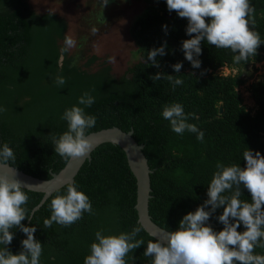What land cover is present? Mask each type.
Here are the masks:
<instances>
[{"label":"trees","instance_id":"obj_1","mask_svg":"<svg viewBox=\"0 0 264 264\" xmlns=\"http://www.w3.org/2000/svg\"><path fill=\"white\" fill-rule=\"evenodd\" d=\"M146 1L150 10L131 27L141 60L118 77L110 65L98 72L89 70L98 56H91L84 65L74 54L62 51L59 40L65 37L68 24L57 13H39L28 0H0V107L7 109L0 112V148L7 143L13 149L16 160L10 164L37 177L51 178L52 172L67 163L54 152L51 136L67 131V122L61 118L64 111L73 105L84 107L78 98L89 92L95 101L84 111L96 117V125L88 134L112 126L134 131L136 140L145 145L152 169L150 214L157 224L174 231L185 214L207 199L218 163L245 167L243 152L248 149L264 155V78L249 86L257 105L254 113L238 90L246 81L244 69L251 62L264 60V0H249L255 8L254 30L262 41L258 54L236 63L233 57L238 53L204 41L198 57L200 68H193L182 51V41L190 38L187 19L169 12L166 0ZM158 1L161 10L155 9ZM165 41L166 54L156 58L160 67L146 63L148 51ZM177 62H182L179 73L172 68ZM224 68H237L238 73L224 75L220 72ZM157 72L183 83L173 88L166 78L154 82L150 77ZM57 76H63L66 84L58 86ZM173 103L181 104L188 122L203 131V141L187 130L183 134L171 130L162 110ZM74 184L89 197L94 214L85 212L70 226H43L51 215V200L65 194L67 185L42 204L43 192L24 189L29 200L22 207L31 218L22 224L36 227L34 236L42 243L40 264H84L97 230L102 229L105 235L119 234L141 224L136 208L137 178L120 145H99ZM241 192L240 199L250 202L248 190L241 186ZM222 211L223 207L216 209L208 220L215 231L223 228L216 218ZM237 230L245 229L241 224ZM10 231L14 238L8 248L17 254L26 234L19 228ZM136 238L145 243L125 257L127 264H151L152 258L143 252L147 242L156 238L145 228ZM254 254L264 255V248L257 246Z\"/></svg>","mask_w":264,"mask_h":264},{"label":"clouds","instance_id":"obj_2","mask_svg":"<svg viewBox=\"0 0 264 264\" xmlns=\"http://www.w3.org/2000/svg\"><path fill=\"white\" fill-rule=\"evenodd\" d=\"M101 3L104 8L109 0H101ZM166 5L169 12L175 11L180 18L187 19L186 33L190 38L182 41V51L193 68L201 66L198 57L204 41L215 48L238 53L233 57L236 63L247 62L258 54L262 41L254 30L255 8L249 0H166ZM101 19L104 20L103 11ZM164 29L167 32L166 25ZM64 45L62 51L67 52L75 46V41L66 38ZM166 47L165 41L148 51L146 63L150 61L159 68L156 58L166 54ZM172 68L179 73L182 62L173 64ZM150 78L154 82L166 78L173 88L183 83L173 75L164 77L163 72ZM55 83L63 86L66 79L57 76ZM94 101L89 92L78 98V104L84 107H90ZM84 107L73 105L66 109L61 118L67 122V131L58 137L51 136L54 152L65 161L84 158L93 150L94 144L87 130L96 125V117L86 114ZM6 110L0 107V112ZM162 116L170 122L174 133L183 134L187 130L203 141V131L188 122L189 117L181 104L165 106ZM243 158L245 167L236 164L226 167L218 163L203 204L185 214L177 229L167 233L166 241L156 238L147 242L143 254L152 258L151 264H264V255L254 254L257 246L264 248L261 242L264 240V155L248 149L243 152ZM15 160L13 149L5 143L0 148V164L8 165L9 161ZM241 186L251 194L250 202L240 199ZM24 189L30 191L31 184L10 176L7 170L0 172V264H40L42 243L34 236L36 227L22 224L24 219L31 218L22 207L29 200ZM220 207L223 211L216 218L223 228L215 231L206 221ZM50 209V218L43 221L44 228H50L53 223L70 226L80 220L83 213L94 214L89 197L73 183L67 184L65 194H57L51 200ZM241 224L244 231L237 230ZM13 228L26 234L21 241L22 250L17 254L8 248L14 238L10 231ZM143 228L138 224L130 232L109 235L102 229L97 230L84 264H127L125 257L145 243L136 238Z\"/></svg>","mask_w":264,"mask_h":264},{"label":"rangeland","instance_id":"obj_3","mask_svg":"<svg viewBox=\"0 0 264 264\" xmlns=\"http://www.w3.org/2000/svg\"><path fill=\"white\" fill-rule=\"evenodd\" d=\"M28 2L39 13L55 12L66 20L68 28L59 44L63 49L65 39H73L75 46L70 48L68 53L74 54L80 64L85 65L91 56H98L96 62L89 66L90 71L98 72L110 65L111 72L119 77L141 60L137 52L138 47L131 36V27L139 17L150 10V4L146 0H109L104 8L101 0H28ZM154 5L155 9L161 10V2H155ZM102 11L104 20L101 19ZM220 72L224 75L237 74L238 69L224 68ZM242 76L246 81L238 90L247 108L254 113L257 105L249 86L253 81L264 78V60L251 62L250 66L244 69Z\"/></svg>","mask_w":264,"mask_h":264},{"label":"water","instance_id":"obj_4","mask_svg":"<svg viewBox=\"0 0 264 264\" xmlns=\"http://www.w3.org/2000/svg\"><path fill=\"white\" fill-rule=\"evenodd\" d=\"M223 107H220V112H223ZM94 147L93 150L84 158H73L68 160L64 167L58 172H52V177L45 179L40 178L30 173H27L20 168L8 164H0V172L7 170L10 176H17L22 182L31 184V190L43 192L41 204L46 201L55 191L59 190L68 183H75L76 175L86 162L91 159L92 152L101 144L112 142L120 145L126 152L129 165L137 178V203L138 221L144 226L145 230L155 238L166 241V236L169 231L157 224L150 214L149 203L152 197L151 173L152 169L149 164L148 157L144 152V144L139 143L134 137V131H124L118 126L103 128L97 131L90 132ZM40 205L36 206V209ZM206 223H210L206 221Z\"/></svg>","mask_w":264,"mask_h":264}]
</instances>
